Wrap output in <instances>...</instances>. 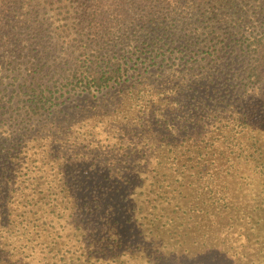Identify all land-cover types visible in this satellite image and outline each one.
I'll list each match as a JSON object with an SVG mask.
<instances>
[{
    "label": "trees",
    "instance_id": "1",
    "mask_svg": "<svg viewBox=\"0 0 264 264\" xmlns=\"http://www.w3.org/2000/svg\"><path fill=\"white\" fill-rule=\"evenodd\" d=\"M202 52L209 68L193 61ZM160 59L168 69L186 60L196 79L159 81L170 72H151ZM100 173L106 183L94 186ZM234 174L260 191L233 197ZM185 189L189 227L174 206ZM71 223L65 246L89 250L87 231L75 238L83 223L121 241V257L99 252L109 264L254 258L264 245V0H0V251L55 234L51 250L62 252ZM27 243L24 259L35 253ZM66 253L57 262L69 264Z\"/></svg>",
    "mask_w": 264,
    "mask_h": 264
},
{
    "label": "rangeland",
    "instance_id": "2",
    "mask_svg": "<svg viewBox=\"0 0 264 264\" xmlns=\"http://www.w3.org/2000/svg\"><path fill=\"white\" fill-rule=\"evenodd\" d=\"M203 57L209 58V55L206 54V52L196 54L195 58H193V61H197L199 64H203V65H206L208 67L207 60L202 61ZM160 61H161V59H160ZM185 61L181 62L180 60H176L177 64L173 67H169V69H168V65L165 62L161 61V62H158V64L156 66L151 67V72H156L157 68L161 67L163 70L168 69L170 72L166 73V71H165V73L162 75V78H158L159 81L160 80L165 81L167 79H171L170 78L171 76H174L179 81H181V79L183 77H185L187 80V84L192 83V81L195 80L196 78H192L191 74L188 73V71L182 70L183 69L182 66L184 65ZM173 62H174V59L170 62V64H172ZM163 63H164V66H163ZM140 65L142 66L141 63H140ZM194 71L197 72L196 70H194ZM207 72H208L207 68H204L200 74H199V72L197 74L198 75L197 77H199L198 80L200 82V85L197 88H198L200 93L204 92L202 85H204L206 82H205L203 77L206 75ZM189 86H191V84H189ZM193 91L194 90H192V88H191V90H188L187 86H186L185 95L188 96V98H185L186 103H189L191 101V97L193 96ZM135 139H136V141L143 140V139H139L138 136ZM115 140H118V139H115ZM134 145H137V144H134ZM102 146H103V144H102ZM150 146L151 145H149V147ZM109 153H112V152H109ZM106 157L109 158V160L111 159V157H109V156H106ZM111 173L112 172H108L107 176H110ZM241 174H243V172H241ZM238 177L239 176L237 174H234L232 177V180L234 183H232L230 185L225 184L226 190L231 191L233 197L239 198L240 196L250 195L252 193H256V192L260 191V188H259L260 185L258 184L257 180H255L253 182V183H255V185H249L248 182L250 181V178L245 179V178L241 177L240 180H237ZM102 178H104V173H100L99 179L97 181L93 182L94 186H98L99 184L106 183V182L102 181L103 180ZM100 181H102V182H100ZM226 183H227V181H226ZM243 184H248L249 187L244 186ZM173 194H174V192H173ZM190 195H192L191 191L186 190V189L183 190L181 195L180 196L178 195L177 198L174 194V206L177 207L180 211L179 215H178V217H180L179 218L180 221H184V220L188 219L186 217H188V215H190L191 212H193V213L196 212V211H194V207L191 204L192 196H190ZM96 203H97V200H95V202L92 204V210H94V208L96 207L95 206ZM86 207L84 209L80 210L79 214H82V213H84V211H87ZM107 212H108V210H106V213ZM4 218L7 219L8 216H6ZM88 219L89 218H86V220H88ZM186 221H187V223H185V225H186L185 227H189L192 225L189 220H186ZM15 225H13V227H15ZM75 226H76L75 224L71 223V226L67 225V228L64 230L63 238L61 239L64 241V243L62 245L63 246L62 252H60L59 250L57 251L56 249L51 250V247H55V244H56V243L52 244V237L55 236V234H52L49 238L43 237V238H41L37 241H34L32 243H27L26 240H24V239L18 240V238H17V239L11 240L10 245H8V247H5L4 252L0 251V256L2 258V260H0V264H12V263L19 264V262L23 263L24 261L28 262L29 264H33V263L34 264H36V263L37 264H64V261L57 262V259H60L61 257H63L62 253H64L65 250L67 251L65 256H71V258L68 260L69 264H70V261H72L71 259H73L76 263H80V264H94V263H96V264H109L107 261L109 259H111L112 257L111 258L105 257L104 255L101 256L99 254L100 251L101 252L105 251L107 253H114V255H115L114 257H117V256L121 257L122 256L123 252L121 251V248H118V244L121 241L117 244H114V243L107 244V241H108L107 239H109V238L111 239L115 236L114 235L110 236L108 234H107V236H103L102 233H106V232L104 231L103 227L99 226L98 224H96V225H94V224H88L87 225L85 223L81 224L80 225L81 228L78 230V232L75 236V238H80L81 237L80 233L83 231H87L88 239H89L87 244H89V250H81L83 248H79L78 244H76L74 240L73 241L69 240L68 245L65 246L66 241L64 240V237H66V235L72 233L73 229H75ZM58 228L59 227H56L55 229H52V231L56 232V229H58ZM13 229L15 231H18L16 229V227ZM20 229L22 231L21 227H20ZM2 234L6 235V232L3 231ZM24 243H27L26 249L29 248L28 250L24 249L25 251L31 252L33 250V248L35 247V253L32 256H30L28 259H24L22 257V255H20L21 252L18 250L20 247L23 246ZM2 244H5L4 239L2 240ZM102 244L105 245L102 247L103 250L100 249V246H102ZM196 245H192L191 250H193L196 247ZM13 247H17L16 250H14V251L10 250ZM179 250H181V248H179ZM263 250H264V245L262 244V246L260 245L259 248H256V252L252 256L254 258L253 259L250 258L249 260L246 261L245 264H264V251ZM80 252H83V255L79 258ZM19 257H21L20 260H19ZM102 257H103V261L101 263L100 259ZM112 259H115V258H112ZM122 259H125V257H122ZM111 262L114 263V261H111ZM205 264H208V262H206Z\"/></svg>",
    "mask_w": 264,
    "mask_h": 264
}]
</instances>
